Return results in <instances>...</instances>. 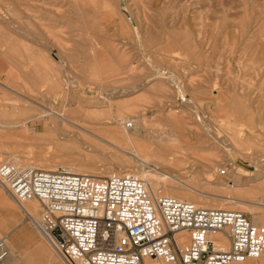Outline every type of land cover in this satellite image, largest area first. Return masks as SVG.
Returning <instances> with one entry per match:
<instances>
[{
    "label": "rangeland",
    "instance_id": "obj_1",
    "mask_svg": "<svg viewBox=\"0 0 264 264\" xmlns=\"http://www.w3.org/2000/svg\"><path fill=\"white\" fill-rule=\"evenodd\" d=\"M141 1L0 0V123L7 126L0 129V164L11 153L33 156L36 148L22 137L24 128L42 133L50 122L40 114L66 110L67 118L118 145L109 130L115 136L122 131L119 123L134 121L127 132L144 153L153 149L150 138H178L167 157L183 162V178L193 177L198 189L225 197L230 183L251 188L232 197L262 202L264 0ZM112 152L117 151L95 152L81 163L141 171L117 169ZM237 160L244 173L230 167ZM39 165L49 170L46 162ZM102 176L107 175L96 177ZM216 181L223 187L210 185ZM0 196L14 205L1 188ZM4 220L0 235L14 258L7 264H48L40 243L64 264L16 207L1 212Z\"/></svg>",
    "mask_w": 264,
    "mask_h": 264
},
{
    "label": "built area",
    "instance_id": "obj_2",
    "mask_svg": "<svg viewBox=\"0 0 264 264\" xmlns=\"http://www.w3.org/2000/svg\"><path fill=\"white\" fill-rule=\"evenodd\" d=\"M0 188L16 202L39 204L37 228L74 264H264V226L246 213L153 195L134 174L1 163ZM6 240L0 235V260Z\"/></svg>",
    "mask_w": 264,
    "mask_h": 264
},
{
    "label": "bare ground",
    "instance_id": "obj_3",
    "mask_svg": "<svg viewBox=\"0 0 264 264\" xmlns=\"http://www.w3.org/2000/svg\"><path fill=\"white\" fill-rule=\"evenodd\" d=\"M137 1L139 3H142L141 0ZM65 111L66 110H64V112ZM64 112L56 113L55 111L50 110L49 112H44L40 114L38 118L47 115L49 116L48 120L50 122V126L47 123H44L42 127V133L33 132L27 128H24L22 133V137L24 138V140H27L31 146H34L36 148V152H34V155L27 156L11 153L10 158L7 159L5 163H11L19 167H41L39 163L41 164L42 162H46V166L49 168V170H55L57 166H65V168H67L65 170L69 173L88 174L95 177L99 175L121 174L118 171L115 172L111 169L104 167L87 168L81 163V161L84 159L87 161L89 159H94L96 155L95 152H104L106 149L109 148L120 153L118 154L117 152H112L111 156L109 157L117 169L131 168L132 166H136L141 169L140 172H135L133 174L139 177L146 184V188L153 195L157 194L173 197L178 200L186 201L194 204L195 206H201L206 209H221L225 211L239 209L242 211V208L244 209V207L247 206L253 214V217L250 221L254 225L264 224V200L258 204H248L242 200L238 201L232 197L233 195L240 196L242 195V193H250L251 188L249 190L247 189L246 191H244L245 188H235V184L230 183L226 192V194L230 196L225 197L219 196L218 193V195H214L216 192L214 194H207L202 190L198 189V186L196 187L192 184L197 182L194 181L193 177L192 179L183 178L181 174L183 170V162L180 161L177 157H167L168 150L175 148V145L179 143L178 138H169L164 135H159L158 137L150 138L149 141L152 144L153 149L149 153H144L138 150L139 146H137L133 137L130 136L127 132V129L129 128L128 125L133 127V123H135L134 121H120L121 123H119V125L122 131L116 132L117 135L115 136L114 129L109 130V137H111L112 140H114L115 138L119 142L118 145L114 144V142H108L104 140L101 135L95 133V130L84 128L78 125L77 123L73 122L72 120L67 118ZM68 112L69 116L72 115V112H74V110H70ZM99 113L93 111L92 115L98 116ZM138 123L140 122L138 121ZM138 123L136 121V125ZM141 125L145 124L142 122ZM5 127H7L6 124L0 123L1 130L5 129ZM72 127L76 130H73ZM1 133L3 132L1 131ZM177 152L179 153L182 151ZM25 162H27L28 165H23ZM237 163L241 164L242 162L237 160V162L232 163L230 167H232L235 172L244 173L245 170L238 168ZM145 168H148L149 170L145 171ZM127 171L128 170H126L125 172ZM205 175L207 176V180L211 178V175H209L207 172L205 173ZM211 184L212 187L214 185L219 189L223 187V184L221 182L216 181L214 183H210V185ZM201 186L203 187L204 185L201 184ZM261 186L264 187V181L261 182ZM204 188H206V186ZM208 189L205 191H208ZM12 201L15 206L8 203L5 199L0 196V214L1 212L10 214L11 211H15L16 207L23 214V216L29 219V221L39 231V233H41L36 226V222L39 219L38 215L40 214L39 204L34 200L16 202L12 199ZM216 201H219V203H217ZM227 204H237V206H229ZM240 204H243V206H238ZM7 216L9 218V215ZM21 223L22 220H20L17 225H20ZM0 225L2 227L7 225V221L4 220L3 222H0ZM41 235L43 236L44 240L48 243L49 247L53 248L58 253L56 255L63 261L64 264H74L71 263L69 260L65 259L58 252L56 246L50 238L44 236L42 233ZM6 242L7 249L9 252L8 257H6L4 260H0V264H7L9 261L14 259L12 258V247L9 245L8 240H6ZM38 248L42 252L45 261L49 262L48 264H58L54 254L43 243H40ZM256 262L260 263L261 260H252L240 264H257Z\"/></svg>",
    "mask_w": 264,
    "mask_h": 264
}]
</instances>
